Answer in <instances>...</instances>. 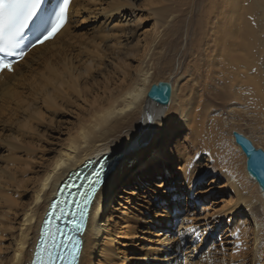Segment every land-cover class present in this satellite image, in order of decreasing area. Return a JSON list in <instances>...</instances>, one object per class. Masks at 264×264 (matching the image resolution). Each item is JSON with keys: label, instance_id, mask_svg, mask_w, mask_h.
Returning <instances> with one entry per match:
<instances>
[{"label": "bare ground", "instance_id": "bare-ground-1", "mask_svg": "<svg viewBox=\"0 0 264 264\" xmlns=\"http://www.w3.org/2000/svg\"><path fill=\"white\" fill-rule=\"evenodd\" d=\"M186 2L144 0L133 9L130 0H72L64 28L29 50L14 72L0 74V264L30 263L49 202L77 181L69 174L103 156L117 160L93 196L79 264H264V190L248 175L233 136L264 151V0ZM122 13L133 20L131 48L105 31V23L93 36L79 37L83 16L108 22ZM146 20L151 26L139 34ZM158 82L171 86L166 106L146 98ZM176 128L187 131L188 145L180 147L177 138L168 153ZM150 151L160 172L167 171L166 158L179 163L174 192L161 191L171 201L161 202L170 210L157 215L166 219L162 226L144 218L154 216L152 197L144 201L145 214L133 208L138 214L131 215L122 201L113 205L117 196L110 193L129 160ZM209 175L215 178L204 194L224 191L228 199L219 212H201L196 224L171 236L172 215ZM225 220L229 235L198 254L201 237Z\"/></svg>", "mask_w": 264, "mask_h": 264}, {"label": "rangeland", "instance_id": "rangeland-1", "mask_svg": "<svg viewBox=\"0 0 264 264\" xmlns=\"http://www.w3.org/2000/svg\"><path fill=\"white\" fill-rule=\"evenodd\" d=\"M130 1H131L132 6H133V9H137V8H141V4L144 0H130ZM187 2H189V0H187ZM194 10H195V12H197V11L199 12L200 9L196 7ZM136 14L139 18H141V17L145 18L146 17L145 13H140V12L137 13L136 12ZM142 14H145V15H142ZM101 18L102 17L100 16L99 20L95 22V21H93V17L86 19L83 16L80 19L81 24H80L79 29H78L79 37L86 39L88 37L93 36L94 33H96L95 31L103 26L101 24L105 23V25H107L104 27L105 31L108 30L110 33H113V35L116 34L118 41H119L121 46H126L128 48L132 47V45L135 43L134 41L136 40V38L134 37L133 39H128L129 35H130L129 32H131V25H134L132 22L133 20H131L128 13H126V14L122 13L120 15V17L118 15H116L113 17V19H110V21H108V22L102 21L103 19H101ZM151 23L152 22L150 20L142 21V26L139 27L138 33L140 34L144 30L149 28L151 26ZM129 41H130V43H129ZM61 117H64L63 120H65V121L67 119L71 118L69 116V113L65 110H64ZM54 128H56V127L54 126ZM51 132H52V134H54L53 136H55L56 139L59 137L63 138L61 136V133H56L54 131H51ZM185 133H187V131L179 130L178 128H176L170 134V140L167 142V145H166V151L168 153L170 151V148L174 144V141H176L175 139H177V138H180L176 142L178 145L181 144L180 147H182V145H184V146L188 145L187 142H185V139H183L184 136H182V134H185ZM178 142H180V143H178ZM176 147H179V146H176ZM157 160H158V158L156 157V153L152 152V151H150L147 154V156L142 160H138V161L135 159L129 160L125 171L122 172L120 177L117 179L118 181H116L115 184L112 186L110 193L117 196L115 198L113 205L116 206L117 203H115V202L122 201L123 204H126V207H128V210L130 212H132L131 215H135V214L137 215L138 214L136 211H134L133 208H136L139 211H142L143 214H145V209L147 210V207H149V206H148V204L146 205V203H144V201L146 200L145 202H147V200L149 199L148 196L152 197V201L155 202L156 204L151 203L149 209L152 210L154 216L151 218L144 216V218L145 219H151L152 222L156 226H162L163 221H165L166 219H163V217H158L157 215H160L162 213L164 214L165 212H169L170 210L169 211L165 210V208H163V206H161V202L164 200V202H170L171 203V201L169 199L166 200V198L165 199L161 198L163 196L162 192L165 191L168 195H170L172 192H174L175 188H173V185H171V184L173 182H176V181L171 180V177L179 175L180 170L178 171V168H177V165L179 164L178 162L170 163L168 161L169 159L166 158V163L164 162V164H165V167L167 168V171L166 172H163V171L160 172V171L156 170V168L158 167V164L156 165L155 161H157ZM204 164H206L205 160H201L200 166L202 167V166H204ZM152 169H153V172H151L148 176L144 177V174L146 175V173ZM214 178H215L214 175L204 176L203 178H201L200 184L197 185V187L194 189L192 196L189 197V200H188L189 202L183 203L179 206V207L182 206V209H181L182 211L179 210V208H178V210H177L178 212H176L177 215H172V217L175 218L176 220L173 224L175 230H173V232L170 233L171 236H173V235L175 236L176 231H178L180 233L182 231H184L185 226L190 225V224H187L189 222H191V224L192 223L196 224L198 221L197 219L200 218L201 212L203 213L204 216L206 214H209L211 216L214 213L219 212V210L222 207L221 206L222 200L228 199L226 197L227 196L226 193L224 191L213 190L212 192H208V193L204 194V192H207V189H208L207 185L210 184L211 180H214ZM164 181L166 182L165 184L167 185V187H163V185H161V184H163ZM221 184H222V182H219V185H221ZM219 185H217V186H219ZM217 186H213V187H217ZM131 190L134 191L135 196L129 197V194H126L123 192V191H131ZM198 190H199V192H202V194L199 196L196 195V192H198ZM119 196H122L125 198L126 197L131 198V201L124 202V199L123 200L120 199ZM194 197H196L197 199H194ZM140 206H143V207H140ZM201 208H202V210H201ZM188 212H191V214L193 212H196V216L189 218V216H186V214ZM156 218H158V219H156ZM227 223H228V221L225 220V221L217 224L215 227V230L212 233H207V234L205 233L203 236L204 238L201 237L202 242H201V245L197 251L198 254H201L202 252L206 251L208 249V247H210V245L213 242H218L220 240L223 241L225 239L226 235H229V233L227 231L229 225ZM221 224H222V226H221ZM158 232H162V231H159V229H156V228L155 229L151 228V233H158ZM223 232H225V233L222 236ZM150 240H153V238H151V236H150ZM136 242L139 243L138 240L134 239V243H136ZM150 244H152V243H150ZM162 249L165 250L164 253H167L168 251H170L169 245L168 246L164 245L162 247ZM181 251H183V249ZM184 254H186V253L183 251L177 257L178 260L182 261L183 260L182 256H184ZM135 255H133V253H132V255H130V256L133 257ZM189 257H191V254L189 255ZM197 260L198 259H196L194 261H197ZM184 263H185V261H184Z\"/></svg>", "mask_w": 264, "mask_h": 264}, {"label": "snow or ice", "instance_id": "snow-or-ice-1", "mask_svg": "<svg viewBox=\"0 0 264 264\" xmlns=\"http://www.w3.org/2000/svg\"><path fill=\"white\" fill-rule=\"evenodd\" d=\"M69 5L70 0H56L54 4L52 0H0V74L14 72V65L18 62L17 58L23 59L25 49L29 45L36 47L54 38L68 22ZM29 33L31 38L25 43ZM123 111H127V109H123ZM148 119L151 121L152 117ZM81 134L83 135V133ZM250 162L253 166L264 169V155L250 153ZM96 176L99 177V172L96 173ZM47 183L48 181L45 180V186H47ZM98 184V179L90 182L87 186L88 192L82 193L85 196V203L91 201L96 192V187L93 185ZM37 202H39V199ZM73 203H76V201H73ZM52 207L55 209L57 205L54 204ZM86 211V209H81V223L77 224V230L82 227ZM64 215V209L60 208V216ZM45 229H48L47 222ZM57 230L59 231V229ZM48 235L51 236L52 233L48 232ZM72 240L73 237H66V241L70 242ZM41 246L36 250L37 259L32 264H57V261H60L61 264H74L79 252L80 242L75 241L69 247V244L65 241L57 244L53 240L51 247H48L41 239ZM61 247L67 249V251H61Z\"/></svg>", "mask_w": 264, "mask_h": 264}, {"label": "water", "instance_id": "water-1", "mask_svg": "<svg viewBox=\"0 0 264 264\" xmlns=\"http://www.w3.org/2000/svg\"><path fill=\"white\" fill-rule=\"evenodd\" d=\"M170 95V84L167 82H158L151 85L146 93V98L159 106H166L169 103ZM233 136L235 143L241 148L246 157V171L248 175L256 181L262 190H264V169L259 166H253L250 162V153L264 155V151L260 148L256 149L250 140L238 133H233Z\"/></svg>", "mask_w": 264, "mask_h": 264}]
</instances>
